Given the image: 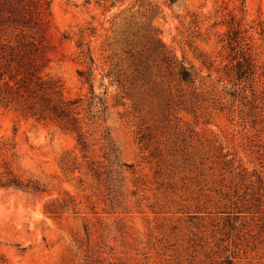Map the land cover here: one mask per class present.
<instances>
[{
    "label": "rangeland",
    "instance_id": "374dc122",
    "mask_svg": "<svg viewBox=\"0 0 264 264\" xmlns=\"http://www.w3.org/2000/svg\"><path fill=\"white\" fill-rule=\"evenodd\" d=\"M49 1L42 74L82 124L91 92L105 100L91 139L110 131L126 190L110 210L74 134L0 106V179L45 191L0 189V264H264V125L226 95L225 41L239 24L264 70V0ZM60 202L74 211L50 213Z\"/></svg>",
    "mask_w": 264,
    "mask_h": 264
},
{
    "label": "trees",
    "instance_id": "16d2710c",
    "mask_svg": "<svg viewBox=\"0 0 264 264\" xmlns=\"http://www.w3.org/2000/svg\"><path fill=\"white\" fill-rule=\"evenodd\" d=\"M112 1V4L122 2ZM179 1L169 0V4L175 5ZM50 23L49 0H0V106H14L27 118L56 124L62 131L74 134L86 170L101 186L109 209L115 210L124 200V171L129 166L123 161L122 150L108 129L103 130L100 143H92L97 122L107 111L105 100L91 92L92 97L86 108L87 123L82 124L77 111L80 100L64 99L59 81L43 76V70L49 62L47 32ZM225 36L233 76L232 87L226 95L239 106L240 112L251 120L253 126L259 123L264 125V92L258 88L264 79V70L259 56L245 44L239 24ZM78 75L84 77L92 91L90 73L85 75L79 72ZM177 75L185 83L194 80L193 68L190 66L180 65ZM97 144L100 145L99 160H95L94 148ZM65 163L75 167L74 158ZM4 175L0 179V189L31 196L45 192L37 182L22 181L8 171ZM74 209L60 202L56 208L50 209V213Z\"/></svg>",
    "mask_w": 264,
    "mask_h": 264
}]
</instances>
